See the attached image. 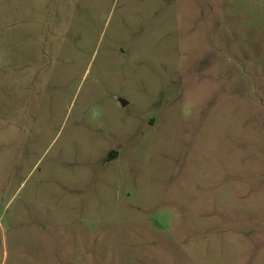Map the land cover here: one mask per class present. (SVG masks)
Masks as SVG:
<instances>
[{"label":"rangeland","instance_id":"1","mask_svg":"<svg viewBox=\"0 0 264 264\" xmlns=\"http://www.w3.org/2000/svg\"><path fill=\"white\" fill-rule=\"evenodd\" d=\"M0 264H264V0H0Z\"/></svg>","mask_w":264,"mask_h":264},{"label":"water","instance_id":"2","mask_svg":"<svg viewBox=\"0 0 264 264\" xmlns=\"http://www.w3.org/2000/svg\"><path fill=\"white\" fill-rule=\"evenodd\" d=\"M126 104V103H125Z\"/></svg>","mask_w":264,"mask_h":264}]
</instances>
